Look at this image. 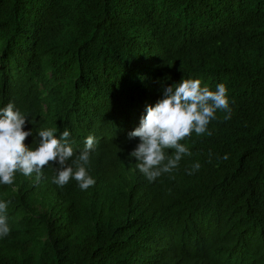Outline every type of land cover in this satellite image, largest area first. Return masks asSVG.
Masks as SVG:
<instances>
[{
  "label": "trees",
  "instance_id": "obj_1",
  "mask_svg": "<svg viewBox=\"0 0 264 264\" xmlns=\"http://www.w3.org/2000/svg\"><path fill=\"white\" fill-rule=\"evenodd\" d=\"M182 77L224 83L232 115L150 182L129 133ZM9 102L33 148L43 128L68 129L76 154L93 135L95 184L58 186L51 163L0 184V264H264V0H0Z\"/></svg>",
  "mask_w": 264,
  "mask_h": 264
},
{
  "label": "clouds",
  "instance_id": "obj_2",
  "mask_svg": "<svg viewBox=\"0 0 264 264\" xmlns=\"http://www.w3.org/2000/svg\"><path fill=\"white\" fill-rule=\"evenodd\" d=\"M217 110L225 113V121L231 118L228 89L224 83H218L212 90L198 78L182 77L179 82L164 87L162 98L155 105H147L145 115L137 114L139 126L129 133L130 138H139V143L129 153L135 158L138 170L150 182L162 174L172 173L183 156L191 155L181 141L193 132L198 136H210L208 125L217 119ZM27 122L28 117L12 102L3 108L0 105V184H13L17 172L25 176L35 173L39 181L43 168L50 163L56 165L52 180L58 186L63 187L73 179L81 190L95 184L88 171L97 143L93 135L86 137L84 149L76 154L68 129L57 136L58 128H43L36 133L39 138L33 148L25 143L27 137L33 135L32 129H25ZM116 127L119 126L116 124ZM169 150H173L171 155ZM222 159H228L227 154ZM200 166L199 162L192 165L189 174ZM8 203L0 201V237H6L11 231Z\"/></svg>",
  "mask_w": 264,
  "mask_h": 264
}]
</instances>
